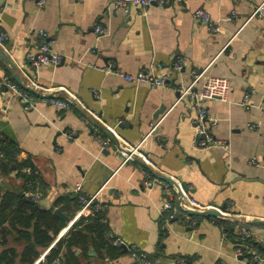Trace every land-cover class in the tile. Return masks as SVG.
<instances>
[{"label": "crops", "instance_id": "obj_1", "mask_svg": "<svg viewBox=\"0 0 264 264\" xmlns=\"http://www.w3.org/2000/svg\"><path fill=\"white\" fill-rule=\"evenodd\" d=\"M263 1L185 0L177 5L169 0L165 8L153 6L143 15L137 8L113 9L109 0H48L42 8L31 0H0V8L11 6L0 31L9 35L0 44V79L8 78L37 96L48 94L40 89H49L64 99L60 90H67L101 118L88 120L77 105L63 112L40 103L26 112L19 102L8 107L6 90L0 92V105L8 107L0 111V139L18 148L15 162L0 170L1 197H26L37 188L43 195L44 208L39 209L53 215L61 209L67 227L80 207L72 193L75 186L82 184L89 197L113 176L102 193L109 204L103 216L121 245L106 248L114 250L110 255L92 236L86 247L73 248L67 259L63 257L62 264H136L129 255L132 246L165 264H175L177 258L189 264H242L235 256L234 228L228 226L232 231L228 228L225 235L212 222L221 218L194 217L196 228L172 223L162 230L159 209L164 194L159 187L145 188L141 170L159 181L170 179L176 191L179 184L192 188V197L209 210H224L232 202L229 211L240 218L225 223L250 227L256 241L264 235V227L248 225L264 221V19L244 26ZM198 9L211 16L220 33L213 34L195 19ZM233 12L236 19L229 22ZM97 26L106 30L102 37L95 32ZM38 31L56 41L54 50L64 59L59 67L46 66L35 75L27 58L38 52ZM177 56L185 58V68L170 73ZM109 65L126 75L152 67L156 74L170 73L171 81L163 89L135 86L100 70ZM206 69L207 77L230 82L227 102L206 103L209 118L218 122L213 135L229 144L228 151L196 150L191 125L195 110L187 102L176 104L177 88L190 85L192 72ZM160 119L157 137L167 146L156 137L141 149L152 165L142 157L123 165V142L137 145ZM97 128L109 142L106 149L93 132ZM31 176L37 180L35 189L25 178ZM20 230L10 224L0 227V258L15 251L12 264H26L22 259L27 240ZM43 250H37L34 264ZM260 250L264 253V244Z\"/></svg>", "mask_w": 264, "mask_h": 264}, {"label": "built area", "instance_id": "obj_2", "mask_svg": "<svg viewBox=\"0 0 264 264\" xmlns=\"http://www.w3.org/2000/svg\"><path fill=\"white\" fill-rule=\"evenodd\" d=\"M37 4L40 8L47 4L48 0H31ZM81 1V0H73ZM177 5L183 4L185 0H173ZM110 7L113 9H130L137 8L141 10L143 15H147L149 8L156 6L157 8H165L169 0H109ZM11 8L9 4L4 5L0 8V31L4 25L3 15L6 11ZM194 17L197 21L207 25L209 30L213 34H218L221 28L213 22L211 16L203 9H198L194 13ZM264 19V1L254 10V12L247 18L244 26H247L255 19ZM236 19V12H233L232 16L227 18L229 22H233ZM33 32V30H32ZM35 32V31H34ZM95 32L99 37H102L106 30L101 26L95 28ZM41 39V44L38 47V52L35 54H30L27 58L29 68L32 74H39L41 68L46 66L59 67L63 63V56L54 50L55 40H53L46 32L38 31L36 32ZM9 40V35L0 32V44ZM26 63L25 67L28 65ZM185 68V58L182 56H177L172 64V69L170 73H181ZM104 73L110 75H115L123 78L125 82L135 85V86H148L151 89H163L169 86L171 81L170 73L163 72L161 74H156L155 70L151 68H146L142 70L137 75H126L119 70L115 69L113 65H109L107 68L100 69ZM207 69L202 72L194 71L192 72L193 78L189 86H180L177 88L178 99L176 104L187 102L195 110V116L191 119V125L195 132L194 148L200 151L211 150L215 148H220L222 150L228 151L229 144L225 141L218 140L213 135V129L217 127V121L209 118L206 103L210 101H221L227 102L228 96L231 90L230 82L227 79L207 77L205 74ZM207 77V78H205ZM2 89L6 90L4 103L10 107L15 102L21 103L24 111L29 112L33 110L36 105L42 103L45 105L52 106L60 111L69 112L74 110V106L77 105L81 109V112L88 118V120H98L101 122L99 113L87 108L83 102L79 100L75 95L71 94L69 91L61 89L62 93L65 94V98L61 99L57 93H49V89L45 91L47 95L37 96L23 89L17 83L9 80L8 78L0 79V92ZM98 92L94 91L93 95L98 96ZM51 95V96H50ZM7 107V108H8ZM249 106L248 109H251ZM7 108L0 105V111L6 112ZM84 117V118H85ZM163 119H160L156 123L152 124L151 130L148 135L137 145H128L126 142L120 146V155L122 157L123 165H133L139 157H142L144 162L151 166L152 163L149 159H146L142 155L141 149L144 144L150 139L157 137V132L159 130L160 124ZM96 137L100 142L103 149L108 148L109 142L104 140L100 134L98 128L95 130ZM72 138V136H69ZM157 140L161 142L164 146H167V142L160 137ZM252 165H258L255 160L251 161ZM142 175L145 178L144 186L148 190H152L159 187L163 194L164 200L161 203L159 212L160 216L164 222L162 230H166L171 226L172 223L188 225L190 228H196L198 221L191 215L187 213L188 210L196 211H207L208 206H205L198 201H196L192 195V188L184 187L183 185H178V190L176 191L172 186L165 182L156 179L151 172L144 169L141 170ZM113 177V176H112ZM112 177L106 182V184L92 196H85L83 194L82 184H78L72 190V193L76 196V199L80 205L75 217L70 221L69 225L60 233L56 240L43 252L40 258L37 260L36 264H40L45 261L46 256L56 247L59 241L74 227L77 222L83 218H89L93 214L103 213L109 209V204L102 199V193L107 188ZM180 197V202H176L177 195ZM25 196L35 202L37 205L42 204L43 195L37 188L35 190H30L25 193ZM1 199V195H0ZM234 206L232 202L226 205V209H218L217 211L221 213V219H215L212 222L218 224L220 229L227 234L228 227L226 220H238L240 216L233 215L229 210ZM228 210V211H227ZM235 230L234 242H235V256L242 261V264H264V253L260 250V244H264V235L259 239L255 240V234L253 230L248 226L239 227L234 224H230ZM107 241L116 246H120L121 243L116 238L112 231L107 233ZM130 257L134 260L136 264H165V262L157 259L154 256L147 255L141 252L136 246H132L129 251ZM175 264H189L184 258H177ZM63 258L58 257L53 264H62Z\"/></svg>", "mask_w": 264, "mask_h": 264}, {"label": "trees", "instance_id": "obj_3", "mask_svg": "<svg viewBox=\"0 0 264 264\" xmlns=\"http://www.w3.org/2000/svg\"><path fill=\"white\" fill-rule=\"evenodd\" d=\"M17 152L18 148L13 142L6 138L0 139V170H6L10 164L15 162ZM25 178L27 183L31 184L32 189H35L37 186L36 178L34 176ZM74 199L78 204L77 199ZM36 205L27 197H17L13 194H8L0 199V227L5 224H10L12 229L21 227L20 237L27 240L22 259L26 264H34L40 254L37 250L44 249L43 251H45L66 227V222L61 218L54 216L51 212L43 213ZM223 223L231 226L228 223ZM30 227L34 228L33 233H31ZM50 231L54 236H50ZM107 231L103 213L93 214L88 219L83 218L59 241L46 256L45 261L40 264H53L60 256L62 258L66 256L67 259L72 254L73 248L86 247L92 236H96L94 240L99 242L101 249L112 248V244L107 241ZM64 250L67 251L65 255H63ZM111 250H106L107 254H115L114 250ZM14 252H5L4 256L0 258V264H9L11 261L12 264L16 256Z\"/></svg>", "mask_w": 264, "mask_h": 264}, {"label": "water", "instance_id": "obj_4", "mask_svg": "<svg viewBox=\"0 0 264 264\" xmlns=\"http://www.w3.org/2000/svg\"><path fill=\"white\" fill-rule=\"evenodd\" d=\"M129 16V15H128ZM94 132V131H93ZM164 181L169 184H174L170 179L164 178ZM38 208H44L43 206L36 205ZM187 213L193 217H217L221 218L222 215L220 212L215 210H207V211H196V210H188ZM54 215L65 220V216L62 213L61 209H58L54 212ZM249 226H256V227H264V221H252L248 223Z\"/></svg>", "mask_w": 264, "mask_h": 264}]
</instances>
